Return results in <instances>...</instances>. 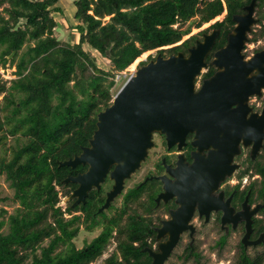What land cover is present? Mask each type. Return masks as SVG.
<instances>
[{"label":"trees","instance_id":"trees-1","mask_svg":"<svg viewBox=\"0 0 264 264\" xmlns=\"http://www.w3.org/2000/svg\"><path fill=\"white\" fill-rule=\"evenodd\" d=\"M59 1L0 0V67H13L15 76L8 87L0 83V177L13 191L11 199L0 198V202L17 205L9 215L0 210V264H93L105 253L114 231L116 248L104 264H148L141 249L153 231L149 219L136 211L143 188L128 191L118 218L96 214L87 226V199L73 209L68 203L62 212L56 189L69 196L76 185L61 182L86 168L58 163L88 146L97 114L114 97L116 74L134 68L147 52L185 54L197 37L175 45L191 26L198 29L226 12L222 21L211 26L220 30L212 52L222 48L234 26L232 17L243 14L251 0H73L78 34L74 48L55 37L58 23L53 14L60 11ZM255 3L259 10L264 7V0ZM260 14L259 21L264 19V12ZM263 35L260 31L253 41ZM93 53L109 64V70L97 66ZM151 60L148 56L139 66ZM242 165L236 176L239 182L244 176L259 180L251 182L238 201L250 191L248 202L262 203L264 215V145L254 161L247 157ZM76 210L83 216L65 218ZM144 210L147 214L148 207ZM96 218L103 223L100 234L76 248L80 231L92 232L100 224ZM263 231L259 220L255 235ZM225 241L223 236L217 246L222 248ZM236 252L234 264H264L263 250L250 256L239 243ZM182 259L200 264L201 257L195 247H187Z\"/></svg>","mask_w":264,"mask_h":264},{"label":"water","instance_id":"water-1","mask_svg":"<svg viewBox=\"0 0 264 264\" xmlns=\"http://www.w3.org/2000/svg\"><path fill=\"white\" fill-rule=\"evenodd\" d=\"M256 0L234 15V26L227 34L226 44L212 52L219 30L202 34V39L186 50L139 66L114 95L104 110L96 116L95 130L80 154L59 162V167H86L76 176H67L61 183L77 187L68 196L71 205L86 203L87 194L99 189L106 177L113 182L106 194L102 212L121 194L125 181L140 168L153 147L154 134L164 136L167 148L184 145L185 137L193 135L191 164L179 157L174 169H166L173 180L159 177L163 193L159 200L174 198L177 208L157 229L156 239L166 237L157 246V253L145 249L151 264H164L180 236L195 228L190 223L193 213L208 222L209 214L221 212V229L227 231L244 223L241 245L244 249L264 244V232L255 240L252 217L261 205L250 208L248 196L239 211L223 201L219 185L231 178L240 166L234 163L243 149H249L254 161L264 145V99L260 112L250 106V100L264 98V48L246 57L243 53L248 35L256 26ZM212 54L215 74L197 86L196 80L207 68L206 59ZM13 53L9 56L11 58Z\"/></svg>","mask_w":264,"mask_h":264},{"label":"flooded vegetation","instance_id":"flooded-vegetation-1","mask_svg":"<svg viewBox=\"0 0 264 264\" xmlns=\"http://www.w3.org/2000/svg\"><path fill=\"white\" fill-rule=\"evenodd\" d=\"M205 24H207V23H205ZM205 24H203V25H205ZM213 30H216V29H211V26H210V29H206V30H203V31L199 32L200 33L199 34L200 36L196 40H194V44H195L196 41L202 39V34H204V33H210ZM219 33H220V30H219ZM246 57H249V56H246ZM211 60H212V54H210L207 57V59H206L207 68L204 70V73H201V75L199 76V78H197V80H196L197 86H200L204 80H207L210 77H212L215 74V72L217 71V69L211 65ZM253 110L255 111L254 108H253ZM152 141H153V147L148 151V154H147V157H146L145 161L141 164L140 168L130 177V179L127 180V181H125L124 187H125V184L127 182H129L131 179H133V177L137 173H139L142 170V168L149 161H150V165H151L150 169L147 171L146 174H144V176L142 177V179L139 182H137L132 188L128 189L125 193H123L124 192V188H123V191L121 192V194L119 196H117L111 202V204H110V206H109L108 209H106V210H104V211H102L100 213L98 212V210L103 206V204L105 202L107 192L111 189V187L113 185V182L110 181L108 177H106L104 179L103 183L100 184V187H99L98 190L97 189H92L87 194V226H88V225H91V224L94 223L93 220H94L96 214L97 215L105 214V217H108V218H112L113 216L116 215V218H118L117 215L122 212L123 203H124V197L128 193V191L131 190V189H133V188L134 189L143 188V191H141L139 193V203L140 204L139 203L137 204L138 206H136V209H137L136 211H137L138 215H141V217L149 219L150 228L153 231V237H149L147 239V241H146V246H144L141 249V252L147 254V256H148V258L150 260V262L148 264H151L152 259L149 257L148 253L146 251H144V250L145 249H149L152 252L157 253V251H158V249H157L158 244L160 242H164L166 240V237H164V238H162V239H160L158 241L156 239V237H157V231L156 230L159 229V228H161L163 221L169 219V213H170V211H173V210H175L177 208V205L175 204V199L174 198L169 199V200H167L165 202L162 201V200H159L158 202L156 201L157 198H158V196L161 193H163V184L157 178H159V177H165V178H167L169 180H173L167 174L166 169L167 168L168 169H174L176 167V163H177L179 157H181V159L183 160V162L185 164H188V165L191 164L192 163L191 154L195 151V149L191 146V142L193 141V135H191V134H188L185 137L184 145H182V147H181L180 150H178L177 146H174V147L168 149L167 148V145H166V142H165L164 136L159 135V134H154L153 137H152ZM240 152H241L240 156L239 157H236L234 159V163H237L240 166L239 170L243 169V165H242V163H238L237 160H239L244 155V152H247L246 153L247 155H246L245 159L247 157H249V149H243ZM86 169L84 171H82V172L77 173V174H80V173L85 172ZM237 172H235V173H237ZM232 177L226 179L224 182H222L219 185V189L216 192V194L219 193V192H222L223 193V201H226L227 199L230 198L229 205H230V207H232L234 209L235 212H237V211L240 210L241 204L243 203V201H244V199H245L246 196H248V200L246 202L248 203V205L250 206V208H253L254 206H256V205L259 204V205H261V209H262V207H263V204L262 203H259V202L249 203L248 202L249 201V198H250V191H246V193L243 196L242 200L241 201H238V199L240 200L241 193L249 185L248 186H241V182H239L238 180L232 181ZM72 191H71V193H72ZM67 198H68V196H67ZM120 198H121V204H120L119 207H117L116 206V201H118ZM73 202H74L73 200L68 201L66 199V204L71 203V205H72ZM71 205H70V207H71ZM78 206H80V205H77L74 208H76ZM145 207H148L147 214L145 213L146 211L144 210ZM94 209H95V211H94ZM261 209L258 211V213L256 215H254L252 217V225H251L252 233H251L250 238H249V240H251V241L255 240L261 233L264 232L263 231V232H260L257 235H255L256 225H257V223H258L259 220L262 221L261 219L258 218V215H263V214H261ZM89 213H91V215H89ZM80 215L83 216V213L80 210H76V211H73V213L70 216H68V218L69 217H74V216H80ZM221 215L222 214H221L220 211H218V212L212 211L209 214L208 222L205 223L204 222V217H199V214L197 213V211H195L193 213V216H192V219H191L190 223L193 225V222L195 220H197L199 222L202 221L204 224H208V223L212 222V224H214V226L215 225L218 226V229L222 233L221 238L223 236H225L227 238L231 233H234L235 231H241L242 236H243V234H244V227H243L244 226V223L243 222H240L235 227V229H232L231 228V225H227L226 226L227 227V231H225V230L221 229V225H220ZM123 219H124V216H122L120 218V222L121 223H122ZM95 221H97V223L100 222L99 225H96L94 227V231L95 230L98 231V234L95 237H92L91 240L95 239L100 234V232L102 230V227H103V223L101 222V220L99 218H96ZM193 227L195 228L194 225H193ZM114 230H116V228ZM195 232H196V228L194 230L193 235L195 234ZM87 234H91V232H87ZM112 235H113V237L110 239L109 244L107 245L106 251L109 248V246L112 244L113 245V252H114L115 251V248H116V241L114 240V237L116 236V232L114 231L112 233ZM184 235H187L188 239L190 240V243L184 248L183 254L181 255L180 258H181V260L183 262H186L182 258L184 257V254H185V251H186L187 247H190V248H193L194 247V245H193V235L190 237L188 231L185 232V233H183L180 236L179 241L176 244L175 248L177 247V245L179 244L181 238ZM242 236H241V238H242ZM91 240H88L87 239V243H89ZM240 241H241V239H240ZM260 245H264V244H260ZM260 245H257V246H254V247H248V248H259ZM134 246H138V244L137 243H134ZM248 248H246L245 250H248ZM168 258L166 259V261L168 260ZM165 262H164V264H165Z\"/></svg>","mask_w":264,"mask_h":264},{"label":"rangeland","instance_id":"rangeland-1","mask_svg":"<svg viewBox=\"0 0 264 264\" xmlns=\"http://www.w3.org/2000/svg\"><path fill=\"white\" fill-rule=\"evenodd\" d=\"M73 0H60L58 4L56 5L57 8L60 10L59 12H56L53 14L54 20L58 23V27L55 30V37L60 41V43L63 46H67L70 48H74L78 41V34L76 30L74 29L76 22L73 19V9L72 6ZM264 12V7L259 10L257 7L255 8L254 18L256 20V26H253L252 32L248 35L247 43L245 44V51L243 52L246 56H251L254 52L261 50L264 48V35L261 37H257L256 41H253L254 37L259 34L260 31L264 32V19H261L259 21L258 16L261 15L260 13ZM226 15V12H223L219 17L213 19L211 22H208L205 25H202L201 28L196 29L191 26L190 33L186 36H184L181 40V42L177 43L175 46L180 45L184 40H187L188 38H191L193 36L199 37L201 31L210 29V26H212L215 22L222 21ZM108 18H105L104 21H107ZM196 20V19H195ZM189 25V23H186L182 29L186 28ZM176 27V26H175ZM85 50H87V47H84ZM164 48L165 50L168 49ZM94 56H96V64L99 68H102L104 70H109V64L102 59L99 55L96 53H93ZM158 55L156 51L147 52L140 56L139 61L136 63L134 68L130 69V66L123 72L118 73L114 77L115 86L111 90V95L114 96L119 89L123 86V84L128 80V78L135 72V70L139 67L140 62H147L148 56L153 57V59ZM163 57H167V53L161 54ZM12 58V57H11ZM136 61V60H135ZM135 63V62H134ZM14 68L8 67V65L5 66V68L0 67V83L5 84L6 87L9 86L10 81L15 79V76L13 75ZM204 73V71H202ZM264 95V92H263ZM2 98V95H0V100ZM264 98L260 99H251L250 105L255 109V111L260 112L262 107V101ZM11 142V139L9 141V144ZM247 152H244V155L237 160L238 163H243L245 161V157ZM150 161L142 168V170L137 173L133 179H131L129 182L125 184L124 192L125 193L128 189L132 188L137 182H139L144 174L147 173V171L150 169ZM245 165L243 166V168ZM237 174L235 173L232 177V181H236ZM259 180L258 176H244V178L240 181L241 186H248L251 182ZM239 181V180H238ZM59 191V204L61 211L63 212L65 208L67 207L66 199L67 197H63L61 193L60 188H56ZM13 195V191L9 189L7 182H5L4 177H0V198H8L11 199ZM121 204V198L116 201V206L119 207ZM17 207V205H14L11 203V201H6L1 203L0 202V210H5L8 215L13 212V210ZM65 218H68V216H65ZM258 218L261 219L264 223V215H258ZM2 220V217L0 216V221ZM193 225L196 228V232L193 235V245L197 251V253L200 254V264H234L236 254L238 251V244L240 243V239L242 236L241 231H235L234 233H231L225 241V244L222 248H219L217 243L219 242L222 233L218 229V226L212 224V222L208 224H204L202 221L199 222L195 220L193 222ZM98 234V231H93L91 234H87L85 231H80L79 236L74 240V244L76 248L80 249L85 242L88 240H91L92 237H95ZM47 242H45L43 245H46ZM190 243V240L188 239L187 235H184L177 247L173 250L168 260L165 262V264H193V261H187L183 262L180 257L183 254L184 248ZM264 251V247L259 248H248V254L250 256ZM113 252V245L111 244L107 251L96 260L93 264H104V261L111 255Z\"/></svg>","mask_w":264,"mask_h":264}]
</instances>
